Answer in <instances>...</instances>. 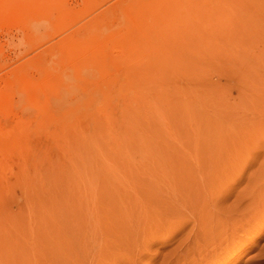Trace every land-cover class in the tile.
<instances>
[{
	"label": "rangeland",
	"instance_id": "rangeland-1",
	"mask_svg": "<svg viewBox=\"0 0 264 264\" xmlns=\"http://www.w3.org/2000/svg\"><path fill=\"white\" fill-rule=\"evenodd\" d=\"M18 1L0 264H264V0Z\"/></svg>",
	"mask_w": 264,
	"mask_h": 264
},
{
	"label": "bare ground",
	"instance_id": "bare-ground-1",
	"mask_svg": "<svg viewBox=\"0 0 264 264\" xmlns=\"http://www.w3.org/2000/svg\"><path fill=\"white\" fill-rule=\"evenodd\" d=\"M15 1H16V0H11V1H10V0H3L4 4H8V5L11 4V5H15V6H16V4L18 5L19 1L17 0V1H16L17 3H16ZM36 1L38 2V0H36ZM40 1H41V0H40ZM25 2H26V1H25ZM32 2H33V1H32ZM37 2L35 3V0H34L35 5L37 4ZM24 4H25V3H24ZM24 4H22L21 6H18V7L23 8L24 11H25V8H27V6L25 7ZM8 5H7V6H8ZM11 5H9V6H10V7H13V6H11ZM35 5H34V4L29 5L28 8L30 9V8L34 7ZM7 6H6V7H7ZM22 6H23V7H22ZM18 7H16V8L19 9ZM3 8H4V7H3ZM8 8H9V7H8ZM13 8H15V7H13ZM28 8H27V9H28ZM11 9H12V8H11ZM26 11H27V10H26ZM26 11H25V12H26ZM9 12H10V11H9ZM8 16H9V15H8Z\"/></svg>",
	"mask_w": 264,
	"mask_h": 264
}]
</instances>
